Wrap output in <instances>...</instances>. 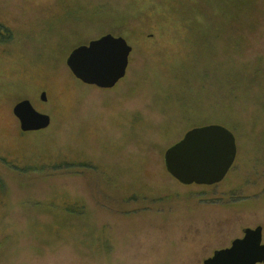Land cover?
Wrapping results in <instances>:
<instances>
[{"label": "rangeland", "instance_id": "rangeland-1", "mask_svg": "<svg viewBox=\"0 0 264 264\" xmlns=\"http://www.w3.org/2000/svg\"><path fill=\"white\" fill-rule=\"evenodd\" d=\"M107 35L133 51L101 90L66 62ZM26 100L47 130L21 131ZM211 125L234 166L182 186L164 155ZM0 180V264H204L258 227L264 244V0H0Z\"/></svg>", "mask_w": 264, "mask_h": 264}, {"label": "water", "instance_id": "water-1", "mask_svg": "<svg viewBox=\"0 0 264 264\" xmlns=\"http://www.w3.org/2000/svg\"><path fill=\"white\" fill-rule=\"evenodd\" d=\"M132 51L125 39L107 35L74 50L66 65L84 85L112 90L125 79ZM40 99L48 102L47 93L43 92ZM13 114L23 133L44 131L51 125V118L27 100L18 103ZM236 158L237 144L232 133L211 125L189 131L166 151L164 162L167 173L181 185L212 187L226 179ZM204 264H264L263 228L245 229L243 238L215 252Z\"/></svg>", "mask_w": 264, "mask_h": 264}, {"label": "trees", "instance_id": "trees-1", "mask_svg": "<svg viewBox=\"0 0 264 264\" xmlns=\"http://www.w3.org/2000/svg\"><path fill=\"white\" fill-rule=\"evenodd\" d=\"M2 188V182H1V180H0V189Z\"/></svg>", "mask_w": 264, "mask_h": 264}]
</instances>
